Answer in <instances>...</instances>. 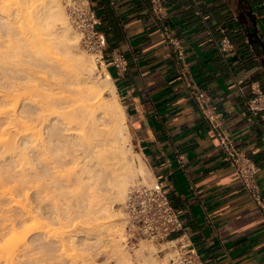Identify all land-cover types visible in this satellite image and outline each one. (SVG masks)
<instances>
[{"label": "clouds", "instance_id": "9594fccd", "mask_svg": "<svg viewBox=\"0 0 264 264\" xmlns=\"http://www.w3.org/2000/svg\"><path fill=\"white\" fill-rule=\"evenodd\" d=\"M79 0H0V264H135L123 208L142 182Z\"/></svg>", "mask_w": 264, "mask_h": 264}, {"label": "crops", "instance_id": "0c3cea01", "mask_svg": "<svg viewBox=\"0 0 264 264\" xmlns=\"http://www.w3.org/2000/svg\"><path fill=\"white\" fill-rule=\"evenodd\" d=\"M87 3L105 53L126 60L122 75L108 74L127 125L203 264H264V213L189 93L192 85L210 97L222 130L257 165L264 198V136L246 108L252 87L264 91V0H165L162 13L149 0ZM224 37L233 49L221 54Z\"/></svg>", "mask_w": 264, "mask_h": 264}, {"label": "built area", "instance_id": "2783aa9c", "mask_svg": "<svg viewBox=\"0 0 264 264\" xmlns=\"http://www.w3.org/2000/svg\"><path fill=\"white\" fill-rule=\"evenodd\" d=\"M153 13L165 10V0H149ZM80 25L89 48L95 57V64L103 66L108 72L113 69L116 75L126 71V60L119 53H105V38L97 29V19L87 0H79ZM178 58L183 55V47L173 40ZM227 38L218 43L221 54L232 51ZM190 96L197 105L202 117L212 127L217 145L222 152V160L236 172L248 197L263 211L264 198L256 179L257 165L242 153L234 144L231 135L221 128V114L212 104L206 92L196 86H190ZM247 111L257 116L261 122L264 136V91L252 87V95L246 102ZM127 227L124 229L125 243L135 250L141 242H146L155 249V255L161 264H203L198 251L183 230L177 211L169 201L159 182H140L133 190L123 208Z\"/></svg>", "mask_w": 264, "mask_h": 264}, {"label": "bare ground", "instance_id": "6f19581e", "mask_svg": "<svg viewBox=\"0 0 264 264\" xmlns=\"http://www.w3.org/2000/svg\"><path fill=\"white\" fill-rule=\"evenodd\" d=\"M94 67H95V69H96V71H98L99 72V75H100V77L103 79V80H107V81H110V82H112L111 81V77H110V75L108 74V72L107 71H104V70H102V69H100L99 68V66H95L94 65ZM124 118H125V122H126V115H125V113H124ZM127 125V124H126ZM130 129H129V127H128V125H127V134L130 136ZM131 147H132V144H131ZM138 157H139V160H140V162H141V167H142V171H143V176H142V180L143 181H147V182H149L148 181V179H151V181L153 180V176H152V174H151V172H150V170H149V168H148V166L146 165V163H145V161H144V158H142V156L140 155V154H136ZM142 244V243H141ZM141 244H139L140 245V247H142L141 246ZM145 247V246H144ZM144 250H145V248L143 249H141V248H138V250L136 249V251H137V253H138V256L140 255L141 256V259H142V262L141 263H139V264H158L159 262H157V258L156 259H154V257H153V254H152V252L150 253V252H144ZM153 251V250H152ZM154 254H155V252H154ZM155 256V255H154Z\"/></svg>", "mask_w": 264, "mask_h": 264}, {"label": "rangeland", "instance_id": "374dc122", "mask_svg": "<svg viewBox=\"0 0 264 264\" xmlns=\"http://www.w3.org/2000/svg\"><path fill=\"white\" fill-rule=\"evenodd\" d=\"M95 66H98V65H96L95 64ZM100 68V67H99ZM100 69H102V70H104V71H106L105 70V68L103 67V66H101V68ZM98 72V71H97ZM99 73V72H98ZM112 81V80H111ZM112 83H113V81H112ZM119 96V95H118ZM120 98V97H119ZM120 101H121V106H122V108L124 109V103H123V101H122V99H120ZM124 113H125V109H124ZM126 115V114H125ZM126 124H127V120H126ZM130 139H131V144H132V149H133V152L135 153V154H140L141 156H142V154H141V152H140V150H139V147L137 146V144H136V142H135V138H134V136H133V134H132V132L130 131ZM142 158H143V156H142ZM142 180V179H141ZM148 181L149 182H151V179H148ZM153 181V180H152ZM142 243V244H141ZM140 244H141V246L142 247H140V245H138V247H137V250H138V248H145V250H144V252H152V254H153V257H154V259H156L157 257H156V255L154 254V252H155V249L151 246V245H149L148 243H146V242H141ZM145 246V247H144ZM153 250V251H152ZM135 251H136V249H135ZM137 252V251H136ZM150 252V253H151ZM155 255V256H154ZM134 260H135V264H139V263H141L142 262V259H141V256L139 255H137L135 258H134ZM157 260V262H159L158 264H161L160 263V261L158 260V258L156 259Z\"/></svg>", "mask_w": 264, "mask_h": 264}]
</instances>
